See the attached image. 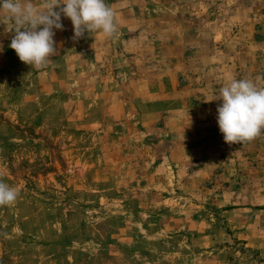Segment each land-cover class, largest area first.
Returning a JSON list of instances; mask_svg holds the SVG:
<instances>
[{
  "label": "rangeland",
  "instance_id": "1",
  "mask_svg": "<svg viewBox=\"0 0 264 264\" xmlns=\"http://www.w3.org/2000/svg\"><path fill=\"white\" fill-rule=\"evenodd\" d=\"M106 3L114 36L62 18L41 68L0 25V264H264V132L242 156L208 110L264 87V0Z\"/></svg>",
  "mask_w": 264,
  "mask_h": 264
},
{
  "label": "clouds",
  "instance_id": "2",
  "mask_svg": "<svg viewBox=\"0 0 264 264\" xmlns=\"http://www.w3.org/2000/svg\"><path fill=\"white\" fill-rule=\"evenodd\" d=\"M62 18L71 22L74 39L90 32L111 38L117 31L106 0H0V25L12 33L8 47L31 67L41 68L57 54L54 36L63 30ZM213 101H219L215 119L226 144L250 141L264 132V87L252 79L232 78ZM18 195L0 181V206L13 204Z\"/></svg>",
  "mask_w": 264,
  "mask_h": 264
},
{
  "label": "crops",
  "instance_id": "3",
  "mask_svg": "<svg viewBox=\"0 0 264 264\" xmlns=\"http://www.w3.org/2000/svg\"><path fill=\"white\" fill-rule=\"evenodd\" d=\"M218 105H219V103L218 102H216L214 105H210V106H208V110L210 111L211 110V112H216V108L218 107ZM214 117L212 118V120H214V121H211V122H214L215 124H216V119H215V117H216V114H214L213 115ZM214 134H216V133H214ZM217 136V135H216ZM261 136H264V134H261ZM238 145H240V149H241V152H242V156L243 155H246V154H248V152H244L243 151V149H246V147L244 148L242 145H243V142H241V143H237ZM258 145H261L262 147H264V142H260L259 141V143H257ZM258 148H259V146H258ZM259 152V151H258ZM241 205V204H240ZM241 206H244V207H247L248 206V204L247 205H241ZM250 206H254V205H250ZM262 223V224H261ZM257 227H255V228H259L260 227V225H261V227H260V229H262V230H260V232H259V234H261V236H262V240H264V212L261 214V216H260V218H259V220L257 221ZM245 235V234H244ZM245 236H247V234L245 235ZM246 240H248V242H251V241H254V238L253 237H249L248 239H246ZM260 245H263L264 246V244L262 243V244H260ZM262 256L264 257V249L262 250Z\"/></svg>",
  "mask_w": 264,
  "mask_h": 264
}]
</instances>
